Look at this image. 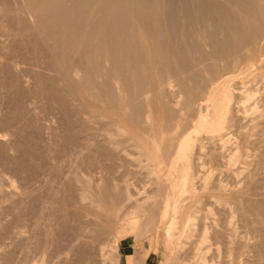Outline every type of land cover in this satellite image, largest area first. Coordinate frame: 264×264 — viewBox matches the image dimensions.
<instances>
[{"label": "rangeland", "instance_id": "obj_1", "mask_svg": "<svg viewBox=\"0 0 264 264\" xmlns=\"http://www.w3.org/2000/svg\"><path fill=\"white\" fill-rule=\"evenodd\" d=\"M261 2L257 9L264 13ZM6 25L0 21V264H134L136 260L169 264L174 253L164 244L166 224L159 223L166 198L177 202L180 224L187 212L195 218L193 235L184 239L180 250L188 264L196 261L194 246L201 228L206 229L201 247L208 264H264V39L263 47L259 45L251 57L241 56L236 68L224 63L219 67L218 74L228 75L209 89L205 100L198 102L216 72L202 74L205 86L194 98H180L178 108L184 114L172 136H178L174 144L190 138V157L179 161L175 145L169 151L164 146L173 138L171 132L165 141L157 140V146L138 147V122L132 119L131 102L117 78L112 81L107 73L97 77V84L86 85L81 70L67 79L63 70L45 66L31 53L29 39L24 46H14L17 43L10 38L18 37L13 35L18 28ZM13 47L23 50L9 58ZM104 63L103 71L110 70V63ZM239 90H249L253 97L237 98ZM213 93L230 109L224 143L197 127L201 119H210L203 108L210 109ZM235 153L237 158L230 161ZM187 168L190 176L195 175L191 193L181 191ZM111 245L119 254L112 253ZM125 246L134 255H124Z\"/></svg>", "mask_w": 264, "mask_h": 264}, {"label": "bare ground", "instance_id": "obj_2", "mask_svg": "<svg viewBox=\"0 0 264 264\" xmlns=\"http://www.w3.org/2000/svg\"><path fill=\"white\" fill-rule=\"evenodd\" d=\"M254 2L253 0H20L19 4L17 0H0V21L5 25L13 26L14 24L17 26L18 29L15 26L17 31H14L15 34L13 35L18 37L14 39L13 37L10 38L14 43H17L14 46L17 47L18 44L24 46L23 43L29 39L31 47L29 49H32V52H30L34 56L36 55L41 62H44L45 66L48 65L47 67L50 66L53 70H63L67 79H71L73 73L81 70L86 76V85L87 83H96L97 77L107 75V73L108 76L109 74L112 76H110L112 81L117 78L118 80H116L120 82L121 89L126 90L131 102L132 119L138 122V134L142 136L138 139V147L142 144V146H147L148 148L149 146H157V140L165 141L163 139L166 138L164 136H167L168 132H173L174 135L177 133V124L183 112V108H181L182 110L178 108L180 98L182 96H187L188 99L189 97L194 98L195 93L202 88V84L204 83L203 75L210 73L212 75L213 72L218 74L217 71L220 70V66L223 67V63L224 65L230 64L231 67L236 68L241 56L247 55L248 58L250 54L256 52L259 45L261 46L260 41L264 39V16H262L264 13L257 9L261 5V1L259 0V6H257V0H254ZM6 27L8 26L6 25ZM16 47L11 48L7 53L12 54L9 58H15L16 53L20 49L23 50L18 47L19 50L16 51ZM101 62L104 65V62L110 63L112 67H110V70L106 68L103 71L101 66L103 67L104 65H101ZM231 67L229 66L228 69ZM228 69L224 67L225 72ZM226 75L228 74H218L215 80L208 82V84L206 83L207 88L203 91V99L198 102L205 100V94L209 89L218 82H221V78ZM83 80L85 79L80 80V82ZM107 90L109 92V89ZM233 90L234 87L233 89L231 88V92ZM237 93L239 95V97L236 95L237 98L244 95V99L249 100L253 97L249 93V90H239ZM149 98H152V101L150 104H147L150 102H148ZM210 98V109L207 106L206 109L203 108V111L206 110L210 119H201V123L197 127L202 131L204 130L203 133L206 135H210L211 139L216 138L218 141L224 143L226 141L224 140L226 136L224 131L229 129L231 122L230 117H227L230 109L226 102L218 99L216 95L214 96V93ZM95 100L97 101L98 99L95 98ZM127 105L129 106V104ZM116 108L118 109V107ZM244 109V111H247V108ZM179 126L181 125L179 124ZM169 127L172 131L168 130ZM186 128L188 127L186 126ZM180 132L178 133L180 134ZM173 133L169 136H172ZM177 137L168 138L164 142V146L168 151L176 147L175 154L179 161H189L190 138L188 137L182 141L180 139L178 143L175 141L176 143L174 144V140H178ZM142 146L141 149H144ZM168 151L166 152L168 153ZM236 158L237 153L232 155L229 160L233 161ZM147 161H151V159H147ZM189 168L191 169V167ZM189 168L184 171L181 177V191L194 190L191 181L195 175L194 177H192L193 175H189ZM165 200L161 212H159V223L161 226L166 224L163 231L164 244H166V248H170L168 250L174 253V256H172L174 258L169 257V259L172 258L169 264H188L190 263H187L189 259L182 256L181 249L186 245L184 239H188L193 235V228L191 226H194L193 221L195 218L191 216V212L190 214L187 212V216L185 215L186 217L181 220L182 224H180L181 222H179L177 216L178 212H176L178 208L177 202L171 204L169 198ZM142 208L138 207V211H144ZM170 210L172 212H169ZM133 223L135 224L136 221H133ZM200 232V238L194 246L193 258L196 261L191 263L208 264L209 261L202 254L203 248L201 247L207 240L206 229L201 228ZM149 241V249L153 250L154 237H151ZM116 242L117 238L114 240V244ZM56 246L58 247V245ZM110 248V250H113L112 253L119 254V250L115 245H111ZM168 250L167 252H169ZM83 254L86 256L85 252ZM99 254L101 258L104 257L103 248L99 249ZM80 260L83 261L82 259ZM138 262L140 263V261L136 260L133 263L137 264Z\"/></svg>", "mask_w": 264, "mask_h": 264}, {"label": "crops", "instance_id": "obj_3", "mask_svg": "<svg viewBox=\"0 0 264 264\" xmlns=\"http://www.w3.org/2000/svg\"><path fill=\"white\" fill-rule=\"evenodd\" d=\"M125 248L126 249H124V250L125 251L127 250V251L126 252L125 251L123 252L124 255H126V254H133L134 255V252H132V251L130 252L129 247L125 246Z\"/></svg>", "mask_w": 264, "mask_h": 264}]
</instances>
